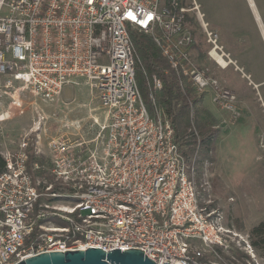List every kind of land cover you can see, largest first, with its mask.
<instances>
[{"label": "built area", "instance_id": "obj_1", "mask_svg": "<svg viewBox=\"0 0 264 264\" xmlns=\"http://www.w3.org/2000/svg\"><path fill=\"white\" fill-rule=\"evenodd\" d=\"M196 28L209 61L232 65L198 0H0V125L26 114L24 99L51 105L82 83L106 110L91 138L48 137L32 135L45 132L36 106V127L11 149L0 144V264L90 248L207 264L206 253L220 258L236 243L254 256L249 238L242 245L201 203L197 171L156 107L161 80L150 83L153 114L137 82L132 32L152 39L181 86L237 116V95L197 63Z\"/></svg>", "mask_w": 264, "mask_h": 264}, {"label": "rangeland", "instance_id": "obj_2", "mask_svg": "<svg viewBox=\"0 0 264 264\" xmlns=\"http://www.w3.org/2000/svg\"><path fill=\"white\" fill-rule=\"evenodd\" d=\"M198 2L201 3L211 28L219 34V42L224 52L229 55L232 62L234 58L238 61L239 67L246 69L250 56L247 49L251 48L257 55L261 53V47L256 42V38L253 43H250V39L246 37L245 28L241 23L245 17V12L241 10L244 5L243 0H198ZM194 32L197 40L194 56L198 65L208 67L211 73L217 76L219 82L230 89L234 79L231 69L229 67L221 69L209 61L206 55L208 45L205 43L202 32L198 28ZM203 55L204 59H201ZM190 91L193 97L201 100L197 108L209 111L216 120L217 135L213 141L210 159L204 164L200 163L199 132L195 127L185 125L186 128H184L187 135L194 133L199 139L195 154L188 160L191 162V167L193 166L197 171L201 203L207 207L211 206L219 215H222L223 223L233 227L241 235V238H238L239 242L245 245L246 238L250 240L252 229L264 221V140L261 138L253 142L252 135H231V125L236 124V120L241 119L240 116L236 117L217 107L211 94L198 96L191 89ZM24 101L26 114L0 125V128L2 127V130L9 134L0 135V144L5 143L8 149H11L14 143L20 142L24 136L20 135L24 128L29 131V128L36 127L34 125L38 117L36 106L41 108L45 116V121L40 127L45 132L41 133L48 137L89 135L88 137L91 138L97 135L99 125L101 126L106 118V110L101 106L98 94L83 83L81 87L66 88L60 101L51 105L42 104L31 97ZM193 115L194 113L192 117ZM38 133L32 135H38ZM43 141L46 145V138H43ZM259 149L260 154L257 156ZM252 250L253 257L236 243L232 254H222L218 258L206 253L204 261L207 260L210 264H228L226 258L241 252L250 256L252 264H264L258 251L254 247ZM244 263L250 264L249 261Z\"/></svg>", "mask_w": 264, "mask_h": 264}, {"label": "trees", "instance_id": "obj_3", "mask_svg": "<svg viewBox=\"0 0 264 264\" xmlns=\"http://www.w3.org/2000/svg\"><path fill=\"white\" fill-rule=\"evenodd\" d=\"M131 36L138 55L137 82L149 111L154 113V104L150 100V95L153 93L150 90V83L156 76L162 82V89L154 92L156 107L164 112L174 128L175 140L180 152L187 161L195 154L199 139L194 133L187 135L184 129L187 126L195 127L200 134V163L204 164L210 159L213 141L217 135L216 120L209 111L197 108L201 100L192 96L189 86H181L179 78L170 69L151 38L138 32H132ZM201 59H204V55ZM1 171H3V160L0 157ZM250 242L264 260V221L252 229ZM226 259L228 264H245L246 261L252 264L250 256L241 252ZM205 262L210 264L207 260Z\"/></svg>", "mask_w": 264, "mask_h": 264}, {"label": "crops", "instance_id": "obj_4", "mask_svg": "<svg viewBox=\"0 0 264 264\" xmlns=\"http://www.w3.org/2000/svg\"><path fill=\"white\" fill-rule=\"evenodd\" d=\"M243 2L241 10L245 12V17L241 22L242 26L250 43H253L256 38V42L260 44L261 53L255 55L254 51L248 48L247 52L250 56L246 69L239 67L238 61L234 58L233 64L229 66L234 78L230 89L238 98L236 117L241 118L236 120V124L232 123L231 135H252L254 142L261 138L264 140V0H243ZM198 3L203 11L201 3ZM259 154L260 149L256 155Z\"/></svg>", "mask_w": 264, "mask_h": 264}, {"label": "water", "instance_id": "obj_5", "mask_svg": "<svg viewBox=\"0 0 264 264\" xmlns=\"http://www.w3.org/2000/svg\"><path fill=\"white\" fill-rule=\"evenodd\" d=\"M19 264H157L137 249L113 250L106 253L102 249L87 251L53 252L26 259ZM167 264V263H164Z\"/></svg>", "mask_w": 264, "mask_h": 264}, {"label": "bare ground", "instance_id": "obj_6", "mask_svg": "<svg viewBox=\"0 0 264 264\" xmlns=\"http://www.w3.org/2000/svg\"><path fill=\"white\" fill-rule=\"evenodd\" d=\"M219 61L221 62V64L225 67V61L223 59H219Z\"/></svg>", "mask_w": 264, "mask_h": 264}]
</instances>
